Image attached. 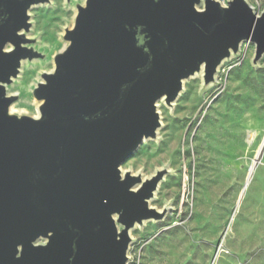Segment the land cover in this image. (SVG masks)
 <instances>
[{"label":"water","instance_id":"1","mask_svg":"<svg viewBox=\"0 0 264 264\" xmlns=\"http://www.w3.org/2000/svg\"><path fill=\"white\" fill-rule=\"evenodd\" d=\"M47 1L0 0V264H127L131 230L166 213L150 202L168 171L142 178L123 163L156 139L157 101L171 106L201 66L202 85L213 83L244 40L260 59L264 10L247 0H82L32 90L34 118L11 112L7 85L36 55L25 45L28 11ZM263 148L264 137L259 157Z\"/></svg>","mask_w":264,"mask_h":264},{"label":"rangeland","instance_id":"2","mask_svg":"<svg viewBox=\"0 0 264 264\" xmlns=\"http://www.w3.org/2000/svg\"><path fill=\"white\" fill-rule=\"evenodd\" d=\"M82 0H48L29 9L25 43L35 56L22 60L7 92L17 95L11 112L36 116L32 92L53 56L65 44ZM256 13L264 0H247ZM254 43L244 40L217 68L215 80L199 76L166 105L156 139L142 141L122 170L148 177L167 173L150 205L166 208L158 221L145 220L130 232L127 264H264V54L253 63ZM250 179L243 198L240 190ZM223 237H222V233Z\"/></svg>","mask_w":264,"mask_h":264},{"label":"bare ground","instance_id":"3","mask_svg":"<svg viewBox=\"0 0 264 264\" xmlns=\"http://www.w3.org/2000/svg\"><path fill=\"white\" fill-rule=\"evenodd\" d=\"M75 13H76V11H75ZM65 45V44H64ZM12 48V47H11ZM199 76V77H201V79H202V75H203V72H202V66H201V68H200V71L198 72V73H196L194 76ZM42 80V79H41ZM8 94H10L9 92H7ZM10 109H11V107H10ZM34 118H37V116L36 117H34ZM249 179H250V176L248 175V178H247V180H246V182H245V184L243 185V187H242V189L240 190L241 192H240V194H239V197H238V200H237V204L240 202V200L243 198V196H244V193H245V188H246V186H247V184H248V181H249ZM159 210H161V209H159ZM215 262L213 261L211 264H214Z\"/></svg>","mask_w":264,"mask_h":264},{"label":"built area","instance_id":"4","mask_svg":"<svg viewBox=\"0 0 264 264\" xmlns=\"http://www.w3.org/2000/svg\"><path fill=\"white\" fill-rule=\"evenodd\" d=\"M221 4H226L228 0H218Z\"/></svg>","mask_w":264,"mask_h":264}]
</instances>
